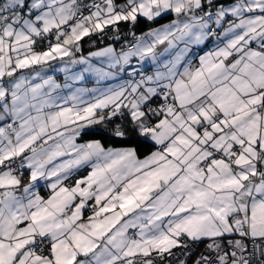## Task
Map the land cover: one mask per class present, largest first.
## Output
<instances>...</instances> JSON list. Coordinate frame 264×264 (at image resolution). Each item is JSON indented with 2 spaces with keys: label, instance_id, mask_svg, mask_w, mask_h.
Masks as SVG:
<instances>
[{
  "label": "snow or ice",
  "instance_id": "snow-or-ice-1",
  "mask_svg": "<svg viewBox=\"0 0 264 264\" xmlns=\"http://www.w3.org/2000/svg\"><path fill=\"white\" fill-rule=\"evenodd\" d=\"M0 264H264V0H0Z\"/></svg>",
  "mask_w": 264,
  "mask_h": 264
}]
</instances>
